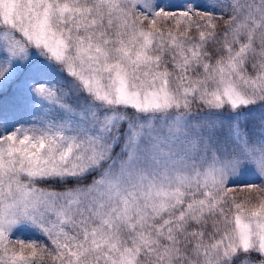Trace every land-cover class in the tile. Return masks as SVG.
Segmentation results:
<instances>
[{
	"label": "snow or ice",
	"instance_id": "1",
	"mask_svg": "<svg viewBox=\"0 0 264 264\" xmlns=\"http://www.w3.org/2000/svg\"><path fill=\"white\" fill-rule=\"evenodd\" d=\"M0 264H264V0H0Z\"/></svg>",
	"mask_w": 264,
	"mask_h": 264
},
{
	"label": "rangeland",
	"instance_id": "2",
	"mask_svg": "<svg viewBox=\"0 0 264 264\" xmlns=\"http://www.w3.org/2000/svg\"><path fill=\"white\" fill-rule=\"evenodd\" d=\"M172 2L175 4H181L183 3V0H172Z\"/></svg>",
	"mask_w": 264,
	"mask_h": 264
}]
</instances>
